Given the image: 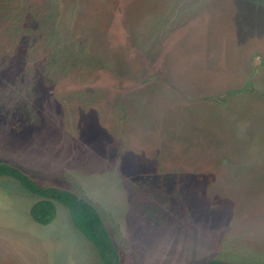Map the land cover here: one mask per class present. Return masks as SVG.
Segmentation results:
<instances>
[{"label": "rangeland", "instance_id": "1", "mask_svg": "<svg viewBox=\"0 0 264 264\" xmlns=\"http://www.w3.org/2000/svg\"><path fill=\"white\" fill-rule=\"evenodd\" d=\"M99 212L121 264H264V0H0V163ZM0 178V264H102Z\"/></svg>", "mask_w": 264, "mask_h": 264}, {"label": "trees", "instance_id": "2", "mask_svg": "<svg viewBox=\"0 0 264 264\" xmlns=\"http://www.w3.org/2000/svg\"><path fill=\"white\" fill-rule=\"evenodd\" d=\"M11 178L29 193L41 198L31 208V215L41 225L51 224L57 216L55 203L64 205L70 212L73 224L97 249L102 264H121V256L105 226L98 210L77 194L55 187H42L16 165L0 163V178ZM205 264H251L227 263L211 260Z\"/></svg>", "mask_w": 264, "mask_h": 264}, {"label": "crops", "instance_id": "3", "mask_svg": "<svg viewBox=\"0 0 264 264\" xmlns=\"http://www.w3.org/2000/svg\"><path fill=\"white\" fill-rule=\"evenodd\" d=\"M31 213V212H30Z\"/></svg>", "mask_w": 264, "mask_h": 264}]
</instances>
